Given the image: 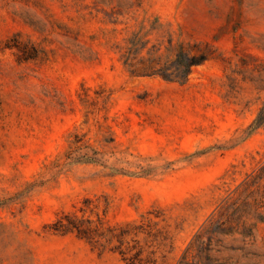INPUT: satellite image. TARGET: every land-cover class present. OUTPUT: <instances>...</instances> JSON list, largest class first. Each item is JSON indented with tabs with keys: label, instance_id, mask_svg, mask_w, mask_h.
<instances>
[{
	"label": "rangeland",
	"instance_id": "374dc122",
	"mask_svg": "<svg viewBox=\"0 0 264 264\" xmlns=\"http://www.w3.org/2000/svg\"><path fill=\"white\" fill-rule=\"evenodd\" d=\"M181 261L264 264V0H0V264Z\"/></svg>",
	"mask_w": 264,
	"mask_h": 264
},
{
	"label": "trees",
	"instance_id": "16d2710c",
	"mask_svg": "<svg viewBox=\"0 0 264 264\" xmlns=\"http://www.w3.org/2000/svg\"><path fill=\"white\" fill-rule=\"evenodd\" d=\"M201 60H192L191 62L188 63V66H192V65H196L200 62ZM203 236H195L194 237V243H191L190 246L188 247V249H190L192 246H194V244H197V248H198V251L199 252H202L203 250V244H204V241L202 240ZM200 257V256H198ZM184 259V257H183ZM179 264H184L182 261L179 262Z\"/></svg>",
	"mask_w": 264,
	"mask_h": 264
}]
</instances>
